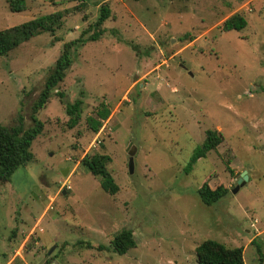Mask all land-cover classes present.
<instances>
[{"label":"rangeland","instance_id":"obj_1","mask_svg":"<svg viewBox=\"0 0 264 264\" xmlns=\"http://www.w3.org/2000/svg\"><path fill=\"white\" fill-rule=\"evenodd\" d=\"M23 1L26 10L12 12L0 0V31L66 17L55 35L0 56V122L44 123L34 160L0 185V264H198L196 248L209 239L264 264V0ZM105 5L103 35L73 48L64 82L34 115L64 45L93 35ZM235 14L247 27L225 32ZM77 100L70 127L66 105ZM104 108L111 116L94 133L90 119ZM208 130L223 142L193 162ZM95 153L111 159L114 196L82 165ZM206 182L229 193L207 206ZM127 229L137 246L121 256L112 242Z\"/></svg>","mask_w":264,"mask_h":264},{"label":"trees","instance_id":"obj_2","mask_svg":"<svg viewBox=\"0 0 264 264\" xmlns=\"http://www.w3.org/2000/svg\"><path fill=\"white\" fill-rule=\"evenodd\" d=\"M12 12H23L26 6L23 0H6ZM66 17L65 12H55L49 15L36 17L26 23L14 26L0 31V56L9 54L12 50L19 47L32 38L41 33H50L55 35L61 28ZM111 17V9L108 5L101 8L100 16L93 26L97 31L89 38H81L66 43L60 57L56 64L51 69L50 74L46 80L45 86L40 93L37 102L34 104V115L41 110L48 107L52 98L53 92L58 86L64 82L68 71L73 65L72 53L73 48L79 43L84 45L87 41H98L104 33L101 27ZM248 25L247 20L240 14H235L228 18L223 24L225 32L236 30L241 31ZM59 94V92L57 93ZM62 98L64 94H59ZM83 101L77 100L74 104H67V113L70 118V127H74L80 120V114ZM33 115V117H34ZM99 119H90V127L94 133H98L102 127V121L109 119L111 111L107 108L99 110ZM35 118V117H34ZM34 120V125L28 129H24L23 118L19 117L17 126L9 127L0 122V185L7 183L11 175L18 169L26 167L34 160V154L31 150L34 141L43 134L44 123ZM223 142V136L220 132L215 130H208L206 132V139L202 146H200L192 158L193 162L197 159L204 158L208 153L216 150ZM111 159L103 153H95L86 155L82 160V165L94 176L99 177L101 187L105 192L114 196L120 188L116 183L112 173L109 170ZM229 190L225 187H218L212 189L208 182H206L199 189L200 200L207 206H212L220 202ZM137 246V242L132 230H123L116 235L112 242V249L118 255H126L131 249ZM103 248V247H102ZM198 264H246L244 257V248H229L226 245L216 240H206L196 248Z\"/></svg>","mask_w":264,"mask_h":264},{"label":"water","instance_id":"obj_3","mask_svg":"<svg viewBox=\"0 0 264 264\" xmlns=\"http://www.w3.org/2000/svg\"><path fill=\"white\" fill-rule=\"evenodd\" d=\"M137 153V149L133 146L130 147L129 149V155H130V162H129V169H130V173L133 174L134 173V168H135V163H134V158L135 155ZM249 180V176H248V172L245 171L244 173H242L240 179H239V184L240 185H244L246 183V181ZM239 189V188H238ZM237 189V190H238ZM236 190V191H237ZM52 252H50L48 254V256L51 254ZM47 259V258H46ZM51 264H56L55 262L51 263Z\"/></svg>","mask_w":264,"mask_h":264}]
</instances>
